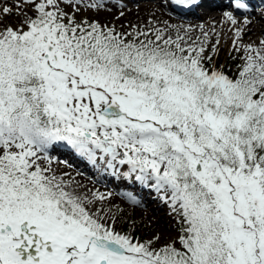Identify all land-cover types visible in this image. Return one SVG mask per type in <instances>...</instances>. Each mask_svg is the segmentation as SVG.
Masks as SVG:
<instances>
[{"label": "snow or ice", "instance_id": "obj_1", "mask_svg": "<svg viewBox=\"0 0 264 264\" xmlns=\"http://www.w3.org/2000/svg\"><path fill=\"white\" fill-rule=\"evenodd\" d=\"M111 2L20 0V24L0 21V264H264V51L246 46L230 76L205 66L207 33L189 45L154 25L77 19ZM226 7L233 26L251 23L249 0ZM57 146L154 190L177 238L115 231L38 162Z\"/></svg>", "mask_w": 264, "mask_h": 264}, {"label": "bare ground", "instance_id": "obj_2", "mask_svg": "<svg viewBox=\"0 0 264 264\" xmlns=\"http://www.w3.org/2000/svg\"><path fill=\"white\" fill-rule=\"evenodd\" d=\"M197 2V7H192L188 10L184 7L171 4L170 0H166V2H164V0H112V2L108 4V8L111 10H104L103 12L105 13L101 14L100 18L113 24L123 23L126 25L130 23L129 20L134 21L135 18H150V21L155 22L157 26L176 27L177 30L175 34L177 33L184 36V38L193 35L200 41L205 39V33H207L208 45L214 46L219 39L221 40L223 38L224 40L219 42L222 45H216L219 50L229 48L231 51L237 50L239 53L240 50L245 51L246 46L251 45L253 49L264 51V45L261 44V40H264V32L260 31L263 25L262 21L264 20V6L254 8V5L264 3V0H249L254 15L248 17L251 23L246 28H244L243 16H237L238 24L236 26H233L226 20L223 13L228 11L226 10L227 0H197ZM0 3L3 4V8H12L11 0H0ZM121 11H123L124 15L117 18V15ZM2 16L3 15L0 14V17ZM238 27L244 28V31L241 38L237 40L234 46L233 41L236 39L235 30ZM245 54L247 55L246 51ZM252 54L255 55V52ZM47 155L49 159H41L38 161L41 166L47 165V168H50L52 173L68 185V191H72L86 200H92L91 205H86L92 212H96L99 207L105 206V204L109 202L108 198L104 201H99L95 196L93 197L91 195V193H94L95 187L92 185L91 187L90 183L92 184V182H94L102 187H104V184L105 187H110L114 194L118 195L130 206L139 210H144L147 214L149 212L152 213L153 217H157L161 220V228L164 227L168 229L167 227L170 223H173L172 227L175 226V218L169 204L164 202L159 195L153 197L151 195L153 193L151 188H144L134 181L123 182L115 179L109 176L104 170L99 176L97 173H92L89 168L83 165H77L67 155L54 149H50ZM65 166L68 167L65 168ZM73 174H75V176L72 178L71 176ZM66 178L69 180H66ZM93 178L94 180H92ZM132 194H135L134 197L138 201L137 204L130 203L127 199L129 196H133ZM159 199L160 204L157 203V206H154L153 203L157 200L159 201ZM165 217L169 218V221H167ZM138 225V223H135L136 228H138ZM125 228L127 227H121L120 231L123 232ZM136 228L132 229L133 235L136 234ZM159 228L160 227L149 228L141 236L139 235L140 239L144 238V240H147L149 235L154 239L157 235L156 229ZM172 239L173 238H170L169 240Z\"/></svg>", "mask_w": 264, "mask_h": 264}, {"label": "rangeland", "instance_id": "obj_3", "mask_svg": "<svg viewBox=\"0 0 264 264\" xmlns=\"http://www.w3.org/2000/svg\"><path fill=\"white\" fill-rule=\"evenodd\" d=\"M117 1H121V0H117ZM18 2H20V0H11L12 12L10 14H7V15H5L3 13V4L0 3L1 4L0 5V11H1L0 14L3 15L2 17H0V21H2L3 25H11L12 27L15 28L20 24L21 20L23 19V16H21L17 13L16 4ZM164 2H166V0H164ZM262 6H264V3H259L256 6V8L262 7ZM226 10L231 11V9L230 8L228 9V7H226ZM22 11L25 12L28 16H34L35 15L33 10L31 8H29L27 5L22 4ZM103 13H105V12L100 11L97 13V12H92V11H87V12L82 11L77 16V19H80L83 16V17L90 19V20H92V19L98 20L102 24L115 26L119 31H123V32L134 31V28L132 26H136L139 28H148L152 24L156 28L164 29L166 31V33L170 34L173 38H175L177 36V33L175 34V32L177 30L176 27H172V26H164L163 27L161 25L157 26L155 24V22L150 21V18H148V19L145 17L135 18L134 21L129 20L130 23L128 25L123 24V23L122 24H113L109 21H105V20H102L100 18V15ZM237 16L242 17L240 15H237ZM118 17H121L120 13L117 15V18ZM136 23H138V24H136ZM262 24L263 25H262V28L260 31L264 32V20L262 21ZM223 40L224 39L222 38L221 40L219 39L218 41L221 42ZM185 41L189 45H191L193 43V41H196L197 45L199 44V40L196 39L193 35H190V37L185 38ZM217 44L219 45L221 43L216 42V44L214 46L207 44L206 47H208V48H206V52L204 55L205 56L211 55L212 56L211 63L214 64L217 68H220V66L223 65L226 72H228V73L237 72L240 69L239 66H242L245 63V55H246L245 51L240 50V52L238 53L237 50L231 51L229 48H224V49L219 50L216 46ZM213 48H215V51H213ZM59 147L60 146L52 148V149H54L56 151H61V149ZM68 157L70 158L69 155H68ZM42 167L47 168V165H44ZM67 167L68 166H65V168H67ZM126 170H127V166L119 168L120 172H123ZM75 174H73L71 177L73 178L75 176ZM66 180H69V179L66 178ZM92 180H94V178ZM121 181L124 182V181H128V180L121 177ZM91 185L93 187H95L94 193H91V195L93 197L95 196L96 193H99V194H102L103 196H105L109 199V202H107L105 204V206H101L98 209L103 210L101 212V215L104 217V219H106L109 223H114L115 231L122 233V234L126 233V231H127V234H130L131 236H134L136 238L138 237V240L140 242H148V241L154 242V245L156 247H160L163 244H165L166 242L171 241V240H169L170 238H173V239L177 238V235H178L177 229L179 227V224L177 223L178 218L176 217L175 213H173V216H174L175 222H176L175 226L172 227L173 223H170L169 226L167 227L168 229H165L164 227L161 228V220H159L157 217L156 218L153 217V214L150 212L147 214L144 212V210L136 209L135 207H132L129 204L125 203L124 200H122L118 195L113 193V190L110 187H105V184L103 185L104 187H102L98 184H95L94 182H92V184L90 183V186ZM134 196H135V194H134ZM104 200L105 199L99 200V201H104ZM157 203L160 204V199H159V201L158 200L155 201L153 203V205L157 206ZM140 214H142V215H140ZM113 217H114V221H113ZM165 218L167 219V221H169V218H167V217H165ZM135 223L139 224L137 226L138 228H136ZM125 226L127 227L124 229L125 231L124 230H123V232L120 231V228L125 227ZM151 227H154V228L160 227L159 229H156L157 235L154 237V239L151 237V235H149L147 240H144V238L140 239L139 235L141 236L146 230H148ZM135 228H136V234L133 235L132 229H135ZM156 237L160 238L158 242L155 240ZM177 246H179V245H177Z\"/></svg>", "mask_w": 264, "mask_h": 264}, {"label": "trees", "instance_id": "obj_4", "mask_svg": "<svg viewBox=\"0 0 264 264\" xmlns=\"http://www.w3.org/2000/svg\"><path fill=\"white\" fill-rule=\"evenodd\" d=\"M210 63H211V62H209V61H205V66L208 67V66L210 65ZM211 64H212V63H211ZM223 70L225 71L224 67H223ZM239 71H240V69H239L237 72H232V73H228V72H227V74L230 75V76H233L234 74L238 73ZM225 72H226V71H225Z\"/></svg>", "mask_w": 264, "mask_h": 264}]
</instances>
